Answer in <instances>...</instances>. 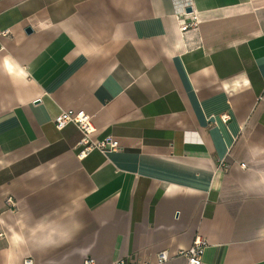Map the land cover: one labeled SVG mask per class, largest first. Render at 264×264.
Returning a JSON list of instances; mask_svg holds the SVG:
<instances>
[{
  "label": "crops",
  "instance_id": "1",
  "mask_svg": "<svg viewBox=\"0 0 264 264\" xmlns=\"http://www.w3.org/2000/svg\"><path fill=\"white\" fill-rule=\"evenodd\" d=\"M186 1L0 0V264H264V0Z\"/></svg>",
  "mask_w": 264,
  "mask_h": 264
},
{
  "label": "built area",
  "instance_id": "2",
  "mask_svg": "<svg viewBox=\"0 0 264 264\" xmlns=\"http://www.w3.org/2000/svg\"><path fill=\"white\" fill-rule=\"evenodd\" d=\"M185 5L191 6V1L187 0ZM195 22V20L184 22L181 25V30L186 31L195 25ZM54 123L59 129H62L69 123H73L79 128L83 134L80 141V144L83 146L79 153L81 157L88 155L95 149H98L102 152H107L120 148L118 141L111 139L110 137L103 140H94L91 138V133L94 131L92 117L83 110H62L55 116ZM8 200L10 201V199ZM206 246L207 241L202 238L197 239L192 246L185 249H180L177 255L186 257L187 264H203V255ZM172 258L173 255H171L169 251L163 250L157 253L155 261H139L132 257H125L115 259L112 264H163ZM25 264H32V262L31 260H27ZM84 264H96V262L94 259L89 258L86 259Z\"/></svg>",
  "mask_w": 264,
  "mask_h": 264
},
{
  "label": "water",
  "instance_id": "3",
  "mask_svg": "<svg viewBox=\"0 0 264 264\" xmlns=\"http://www.w3.org/2000/svg\"><path fill=\"white\" fill-rule=\"evenodd\" d=\"M187 11H191V8H189Z\"/></svg>",
  "mask_w": 264,
  "mask_h": 264
}]
</instances>
